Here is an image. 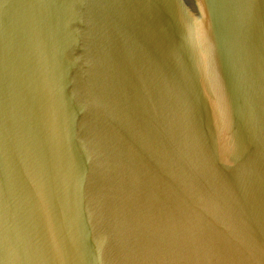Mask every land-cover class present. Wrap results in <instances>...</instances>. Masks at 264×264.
Wrapping results in <instances>:
<instances>
[{
  "label": "water",
  "instance_id": "obj_1",
  "mask_svg": "<svg viewBox=\"0 0 264 264\" xmlns=\"http://www.w3.org/2000/svg\"><path fill=\"white\" fill-rule=\"evenodd\" d=\"M0 264H264V0H0Z\"/></svg>",
  "mask_w": 264,
  "mask_h": 264
}]
</instances>
